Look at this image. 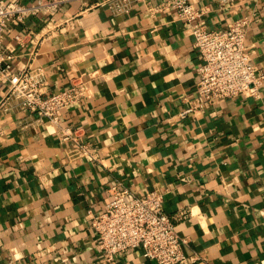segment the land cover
<instances>
[{"label": "crops", "instance_id": "0c3cea01", "mask_svg": "<svg viewBox=\"0 0 264 264\" xmlns=\"http://www.w3.org/2000/svg\"><path fill=\"white\" fill-rule=\"evenodd\" d=\"M99 1L71 0L3 41L13 70L39 71L45 92L83 83L60 124L79 129L96 161L71 157L73 145L35 113L0 115V264H156L138 248L102 261L89 215L104 209L114 181L161 192L171 217L186 211L174 225L197 258L182 264H264V0L224 9L191 0L207 30L248 19L243 42L262 75L257 96L212 102L195 91L200 58L168 0L125 14Z\"/></svg>", "mask_w": 264, "mask_h": 264}, {"label": "built area", "instance_id": "2783aa9c", "mask_svg": "<svg viewBox=\"0 0 264 264\" xmlns=\"http://www.w3.org/2000/svg\"><path fill=\"white\" fill-rule=\"evenodd\" d=\"M71 0H35L25 4L19 0H0V83L4 84L0 97V115L18 108L35 113L57 126L59 140L71 143L70 156L86 157L96 161L93 149L80 138L79 129L61 125L62 112L69 105L78 103L84 96L82 82H72L56 92H45L40 72L29 66L13 70L12 52L3 43L13 27L37 15L49 17L61 5ZM86 4L88 0H78ZM141 0H101L96 6L107 8L112 14L128 13ZM236 0H217L221 9ZM176 16L187 27L193 46L200 58L195 91L205 102L238 95L257 96L262 75L250 62L244 45V36L249 24L246 17L230 21L223 29L207 30L199 22L202 14L191 0H168ZM31 34L32 31L28 30ZM19 34L13 36L19 39ZM199 105V104H198ZM110 198L104 209L89 215L90 227L98 239L102 261L112 263L117 254L138 248L142 255L156 264H182L196 259L183 252L186 239L175 229L174 221L186 217L180 210L174 217L163 208V195L157 190L137 195L114 181L107 189Z\"/></svg>", "mask_w": 264, "mask_h": 264}]
</instances>
